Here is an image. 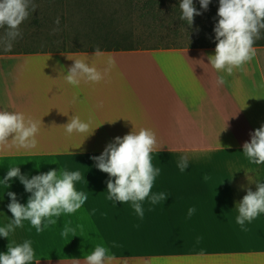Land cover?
I'll return each instance as SVG.
<instances>
[{
    "label": "crops",
    "instance_id": "0c3cea01",
    "mask_svg": "<svg viewBox=\"0 0 264 264\" xmlns=\"http://www.w3.org/2000/svg\"><path fill=\"white\" fill-rule=\"evenodd\" d=\"M255 48L253 60L231 75L208 63L215 47L1 53L0 110L42 123L35 148L11 140L0 146V180L12 166L29 179L50 169L79 171L76 188L88 199L40 233L24 221L8 239L0 236V252L30 240L38 264H84L97 244L108 249L110 264H264V214L242 228L235 207L246 188L255 191L250 181L264 182V164L242 152L264 124V46ZM84 58L101 71L109 58L115 66L99 83L74 87L65 75ZM73 116L90 120L93 133L67 135L64 124ZM140 128L156 134L160 149L152 154L161 170L152 192L167 194L157 204L142 202L143 218L130 202L107 199L109 176L92 159ZM181 156L188 157L184 171ZM9 184H0V226L12 219L7 192L22 204L30 195L18 178ZM65 226L75 231L62 235Z\"/></svg>",
    "mask_w": 264,
    "mask_h": 264
},
{
    "label": "clouds",
    "instance_id": "9594fccd",
    "mask_svg": "<svg viewBox=\"0 0 264 264\" xmlns=\"http://www.w3.org/2000/svg\"><path fill=\"white\" fill-rule=\"evenodd\" d=\"M210 2L211 0H199L200 8L206 11ZM35 9L34 0H0V29H6L3 37H0V44H3L5 51H10L13 42L22 37L20 26ZM179 9V19L185 21L189 27L192 26L194 17L201 14L193 0H180ZM217 16L218 20L213 29L215 50L214 54L207 56V60L217 72L231 75L234 69H239L253 60L256 56V41L264 38V0H219ZM59 22L57 17L55 23L59 25ZM58 30L57 28L53 31ZM107 64L108 67L101 71L95 65H90L87 58L75 59L67 70L65 80L74 87H78L82 81L99 83L115 66V61L109 58ZM216 82L223 84L225 79L220 76ZM41 123V120H35L20 111L0 110V146H7L11 140L19 147L35 148ZM95 128L91 127L90 120H82L79 116H73L64 124L67 135L79 133L84 134V138L90 136ZM242 148L251 163L264 164V124L250 133V140L244 142ZM157 151L160 149L157 148L156 134L151 129L140 128L138 131L131 130L122 137H115L100 155L93 156L96 167L109 176L106 182L107 199L120 203L130 202L140 218L144 215L142 202L146 199L152 204L163 202L167 197L166 193L152 192L161 171L152 163V154ZM187 166L188 157L181 156L179 169L184 171ZM13 178H18L30 195L27 203L22 204L16 193L7 192L10 198L7 208L12 219L6 225L0 226V236L6 239L16 228L23 227L24 221H29L36 232L40 233L48 225L56 224V218L62 214L76 213L88 199L86 192L76 188L75 182L82 178L79 171L50 169L29 179L21 173L19 167L12 166L3 180H0V184L7 189ZM250 182L255 183V191L246 188V194L235 205L238 211L236 223L242 228L246 222L251 223L264 214V182ZM195 211L194 207L189 208L188 216L191 217ZM74 231L65 226L62 235ZM111 259L108 249L97 244L85 256L84 264H110ZM34 260L35 253L30 240L20 244L13 241L8 243L6 252H0V264H32ZM35 264H38V260H35ZM73 264H81L80 259H73Z\"/></svg>",
    "mask_w": 264,
    "mask_h": 264
},
{
    "label": "trees",
    "instance_id": "16d2710c",
    "mask_svg": "<svg viewBox=\"0 0 264 264\" xmlns=\"http://www.w3.org/2000/svg\"><path fill=\"white\" fill-rule=\"evenodd\" d=\"M193 2L201 14L194 17L193 24L189 27L185 21L179 19L181 15L180 0H34L36 9L29 19L20 26L22 32L20 38L27 37L30 29H39L42 26L47 29L58 17L59 27L63 22L68 21L72 23V30L76 36L89 38H87L88 43L93 47L81 49L82 51L138 49L132 46L124 47L120 40L125 35H121L118 30L115 32L108 31L110 24L119 25L122 22V25H125L124 22L126 21H130L137 28L145 29L151 35H155L161 30L166 31V36L185 37L188 40L187 46L178 47H215L216 40L213 29L218 20L219 0H211L206 11L200 8L199 0H193ZM74 17L77 18L76 21L71 19ZM114 27L118 29L119 26L114 25ZM5 31L6 29H0V37H3ZM112 37L115 42L107 40ZM255 46H264V38L257 40ZM40 51L66 50H36L14 41L11 50L5 51L3 44H0V54Z\"/></svg>",
    "mask_w": 264,
    "mask_h": 264
},
{
    "label": "rangeland",
    "instance_id": "374dc122",
    "mask_svg": "<svg viewBox=\"0 0 264 264\" xmlns=\"http://www.w3.org/2000/svg\"><path fill=\"white\" fill-rule=\"evenodd\" d=\"M74 18L71 19L76 21L77 18ZM122 24V22H120L119 25L116 23L114 24L117 27L119 26L118 29H116L113 24H110L108 31L115 32L118 30L121 35L124 34L125 37L120 40L124 47L132 46L138 49H150L187 46L188 44V40L183 36H178L176 38L166 36V31L161 30L155 35H151L145 29L135 27V25H133L130 21L124 22L125 25ZM43 27L44 26L39 27V29H30L27 37H19L15 40V43L25 45L27 48L36 50H81L93 47V45L88 43V37L76 36L75 32L72 30V23L68 21L63 22L60 27L55 22L50 24L47 29H44ZM57 28L59 29L58 31H53ZM107 40L109 42L111 40L115 42L113 37Z\"/></svg>",
    "mask_w": 264,
    "mask_h": 264
}]
</instances>
